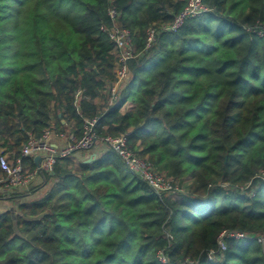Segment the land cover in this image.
I'll use <instances>...</instances> for the list:
<instances>
[{
	"label": "trees",
	"instance_id": "trees-1",
	"mask_svg": "<svg viewBox=\"0 0 264 264\" xmlns=\"http://www.w3.org/2000/svg\"><path fill=\"white\" fill-rule=\"evenodd\" d=\"M109 4L0 0V146L12 161L30 133L81 137L97 119L179 190L159 197L111 149L61 156L40 197L0 213V264H264L248 236L209 256L222 230L264 232V36L246 28L264 23V0H204L150 48L149 26L186 0H115L135 44L116 99Z\"/></svg>",
	"mask_w": 264,
	"mask_h": 264
},
{
	"label": "built area",
	"instance_id": "built-area-1",
	"mask_svg": "<svg viewBox=\"0 0 264 264\" xmlns=\"http://www.w3.org/2000/svg\"><path fill=\"white\" fill-rule=\"evenodd\" d=\"M109 2L108 15L112 20V25L110 27L102 26V29L107 32L119 53L120 64L117 70V81L111 88V95L113 99H116L123 84L130 76L128 61L135 56V44L130 29L118 23L119 10L116 7L115 0H109ZM206 11H208V7L204 4V0H186V5L171 23L162 24L161 26L156 24L149 26L145 48H150L156 42L160 32L175 31L188 18L201 15ZM246 28L250 33L264 36V23H255ZM96 121L97 119L86 120L85 129L81 137H77L74 133L56 134L50 129L44 130L39 136L30 133L20 155L12 161L6 150L0 146V168L5 173V176L0 178V190H29L39 176L53 171L59 157L69 155L77 150L94 151L99 143L111 149L127 165L130 171L145 181L159 197L162 198L164 192H176L179 190L178 185H174L171 180L166 179L156 171L153 162L142 158L132 149L127 139V134L99 136L94 131ZM55 135L66 138V144L59 146L54 143L53 136ZM36 156L42 157L41 162L39 164L36 163L35 168L27 169L24 163L25 157L35 159ZM245 236L257 238L264 243V232L252 235L225 229L218 235L217 249L210 250L209 256L213 258L217 251L226 250V239L228 237L241 238ZM159 256L162 262H168L167 256L163 251H160ZM189 263L193 264V261L187 260L184 262V264Z\"/></svg>",
	"mask_w": 264,
	"mask_h": 264
},
{
	"label": "crops",
	"instance_id": "crops-1",
	"mask_svg": "<svg viewBox=\"0 0 264 264\" xmlns=\"http://www.w3.org/2000/svg\"><path fill=\"white\" fill-rule=\"evenodd\" d=\"M63 123H65V120H63ZM53 141L59 146H64L66 144V138H61L57 135L53 136ZM107 150H108L107 147H105L102 143H99L96 146L94 151L77 150V151H74L73 154L85 162H90V161H87V159L91 157L92 153H96L95 158H97L99 155H101ZM52 180L53 179L45 180L42 176H39L35 180V182L30 186L29 190H25V191L0 190V213L5 212L15 207L17 208V204L19 202L31 201L34 198L40 197L39 195H41V192L43 191L44 186L49 187L48 183H51Z\"/></svg>",
	"mask_w": 264,
	"mask_h": 264
},
{
	"label": "water",
	"instance_id": "water-1",
	"mask_svg": "<svg viewBox=\"0 0 264 264\" xmlns=\"http://www.w3.org/2000/svg\"><path fill=\"white\" fill-rule=\"evenodd\" d=\"M96 153H92L91 157L87 159V161H92L95 159ZM42 157L41 156H36L35 157V163L39 164L41 162Z\"/></svg>",
	"mask_w": 264,
	"mask_h": 264
},
{
	"label": "rangeland",
	"instance_id": "rangeland-1",
	"mask_svg": "<svg viewBox=\"0 0 264 264\" xmlns=\"http://www.w3.org/2000/svg\"><path fill=\"white\" fill-rule=\"evenodd\" d=\"M50 184H51V183H48V186H50ZM46 188H48V187H47V186H46V187L44 186V189H46ZM44 189H43V191H45ZM43 191L41 192V195H42ZM18 194H19V193H18ZM41 195H39V196H41ZM34 199H36V198H34Z\"/></svg>",
	"mask_w": 264,
	"mask_h": 264
}]
</instances>
